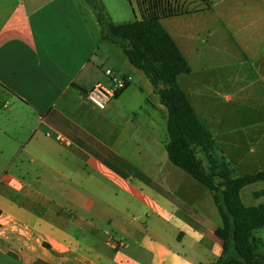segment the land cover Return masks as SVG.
<instances>
[{
    "label": "crops",
    "instance_id": "0c3cea01",
    "mask_svg": "<svg viewBox=\"0 0 264 264\" xmlns=\"http://www.w3.org/2000/svg\"><path fill=\"white\" fill-rule=\"evenodd\" d=\"M185 9L160 19L192 68L178 82L234 173L263 170L264 0H192ZM100 12L128 22L124 0H0V264L215 261L222 220L211 191L180 186L158 162H131L143 155L144 126L157 127L167 111L147 76L104 36ZM217 51L232 60L235 92L221 91ZM196 65L199 89L189 80ZM108 67L132 80L100 110L85 92ZM139 92L145 107L129 104ZM196 98L214 100L215 113L203 117ZM248 98L249 111L263 115L236 119ZM121 113L129 119L106 120ZM151 153L156 160L155 147ZM259 203L264 195L248 205Z\"/></svg>",
    "mask_w": 264,
    "mask_h": 264
},
{
    "label": "trees",
    "instance_id": "16d2710c",
    "mask_svg": "<svg viewBox=\"0 0 264 264\" xmlns=\"http://www.w3.org/2000/svg\"><path fill=\"white\" fill-rule=\"evenodd\" d=\"M142 18L115 24L103 18L104 36L118 43L130 63L143 71L167 109L168 158L207 187L222 224L215 234L222 240V254L212 262L198 264H264V239L256 234L264 228V203L248 205L242 189L264 180V169L236 175L217 154L219 146L178 82L192 68L172 35L162 25L163 16L184 12L181 0H137ZM201 151L206 163L197 155ZM256 198L264 189L255 191Z\"/></svg>",
    "mask_w": 264,
    "mask_h": 264
},
{
    "label": "rangeland",
    "instance_id": "374dc122",
    "mask_svg": "<svg viewBox=\"0 0 264 264\" xmlns=\"http://www.w3.org/2000/svg\"><path fill=\"white\" fill-rule=\"evenodd\" d=\"M182 2H188V1H192V0H181ZM125 3V8L128 10L129 14L125 17V21H130V20H135V19H139L141 16V11L139 9V6L137 4V0H124ZM104 14V13H103ZM218 52V51H217ZM217 55V59L221 62H225V64L222 66V69H224L223 71L221 70L219 72V75L222 76L221 82L223 83L222 86V92L224 93H232L235 92L237 89L233 86L234 83L236 84V81L232 80L231 77L234 75V70L231 68V58L228 54L225 53H221L220 51L216 54ZM215 59V58H214ZM201 66H195L194 67V73L192 75V78L189 80L192 81V84L190 86L195 87V88H201L200 85V76L202 77L201 73L199 72ZM140 73H143L141 70H139ZM209 72V73H208ZM207 72V75H211L212 78H215V76L217 75L214 70H210ZM144 75V73H143ZM184 76H188V75H184ZM217 80V81H219ZM142 78L140 76V74H136L134 75V82L135 83H141ZM183 82V79H182ZM181 82V84H183ZM247 82V78L243 77V79H240L237 81L239 86H242L243 84H246ZM203 84V83H202ZM209 85V84H208ZM237 85V84H236ZM247 98V97H245ZM191 101L193 102V100L191 99ZM196 106L197 109L199 110L200 114L205 117L208 114H210V116L212 114L215 113V109L217 108L216 106V102L213 100L211 105H207L206 103H204L203 101H198V98H196ZM252 100H249V98L247 99V103L246 104H242L244 105L242 106L244 108V112H240L237 115L236 119H242V120H247L248 116L250 118L251 116L257 115L259 118L260 116L263 115L262 111H256V112H251L249 111V106L248 104L251 102ZM129 104L131 105H138L141 104L143 105V107H145V99H144V95L139 92L138 95H136L135 97H133L132 101L129 102ZM218 105V104H217ZM165 107V106H164ZM248 108V109H247ZM166 109V107H165ZM167 111V109H166ZM167 118V115H166ZM127 119H129L128 115L126 113L124 114H120V115H115L112 114L109 116V118H107L106 120L114 122V121H119V122H123L126 121ZM235 119V118H234ZM112 130H115V126L111 127ZM129 131V130H128ZM138 135V133H137ZM167 137L168 138V131H167V119L166 121H164V119H159L158 120V125L157 127H153V126H144L143 128V134H141V137L143 138V147H142V152L143 155L140 158L139 155H137L136 159L131 160V162L135 165H142L145 169H152V163L151 162H158L159 163V167L158 169L163 170L164 168L166 170H170L172 173V178L175 180V183H179L180 186H184L189 187L192 185L195 186H199L201 187L202 191L204 192H208L210 193V190L203 186L200 182H198L195 178H193L192 176H190L188 173H186L183 169L175 166L174 164H172L168 158V154H167V150L164 147V143H163V137ZM154 141H157L158 143L156 144ZM157 149V158L156 160H154V158L151 161V152L153 148ZM197 155L203 160L204 163H206V159L203 155V153L201 151H197ZM154 166V164H153ZM157 170V169H156ZM261 184H250L249 186H246L243 189V200L246 204H254L255 202V197L252 195V192H254L255 190H259L261 189ZM53 195H57V193H50ZM256 234L258 236H264V228L258 229Z\"/></svg>",
    "mask_w": 264,
    "mask_h": 264
},
{
    "label": "built area",
    "instance_id": "2783aa9c",
    "mask_svg": "<svg viewBox=\"0 0 264 264\" xmlns=\"http://www.w3.org/2000/svg\"><path fill=\"white\" fill-rule=\"evenodd\" d=\"M104 74L106 76L105 80L97 81L85 92L86 100L100 110L105 109L132 80L130 74L110 67L104 70Z\"/></svg>",
    "mask_w": 264,
    "mask_h": 264
}]
</instances>
